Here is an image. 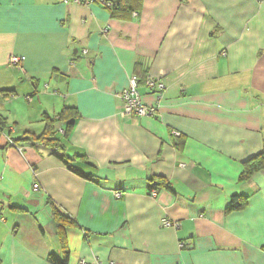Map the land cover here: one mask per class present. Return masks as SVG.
I'll list each match as a JSON object with an SVG mask.
<instances>
[{
	"label": "crops",
	"instance_id": "0c3cea01",
	"mask_svg": "<svg viewBox=\"0 0 264 264\" xmlns=\"http://www.w3.org/2000/svg\"><path fill=\"white\" fill-rule=\"evenodd\" d=\"M125 1L137 17L0 0V264H54L61 229L68 264H264V168L240 178L264 147V0ZM133 75L155 116L121 115ZM65 107L78 113L67 136L57 124L60 151L38 138ZM233 195L246 206L228 213Z\"/></svg>",
	"mask_w": 264,
	"mask_h": 264
},
{
	"label": "trees",
	"instance_id": "16d2710c",
	"mask_svg": "<svg viewBox=\"0 0 264 264\" xmlns=\"http://www.w3.org/2000/svg\"><path fill=\"white\" fill-rule=\"evenodd\" d=\"M108 1L112 2V6L109 7V9H111L113 11H115L117 9L120 10V9H122L123 6L127 5L129 11L132 12V15L135 12H137L139 14V11L134 10L132 5H130V3H128L129 1L128 2L125 0H108ZM77 113L78 112L75 108L65 107L55 117H49L48 115H46L44 117L46 120V128H45L43 134L38 139H40L42 141H46L47 144L56 148L57 150H60V151L63 150L64 146L61 144L60 139L56 136L57 134H61L59 129H58L57 124L59 122H66L67 126L65 129L64 136H67L69 131L71 130L73 124H74V120L77 117ZM5 124H6L5 119L0 116V130H3L6 127ZM15 141L18 144H20L16 139H15ZM58 155L60 156V158H62L67 163V165L69 166L70 169H72L73 171H75V172H77V173H79L85 177L92 179L91 174L85 173L83 170L79 169L78 167L70 165L69 157L67 155H65L64 153H62V154L60 153ZM263 168H264V147L258 155L253 156L244 162V168H243V172L241 173L240 178L242 180H248L249 178L252 177V175L255 172H257ZM154 181H155V179H153V182ZM161 182H163V181H161ZM161 182L155 183L151 188L161 185ZM246 200H247V198L243 195H233L232 199H231V203L226 208V211L229 213L232 211L243 209L246 206ZM54 217H55V220L58 222V228L63 227L64 225L61 221L62 216L56 210L54 211ZM60 233H61V235H60L61 243H62V247L64 250L63 258L58 257L55 253H51L49 256V260L51 262H53L54 264H68L69 249L67 247L65 234L63 233L62 229H61Z\"/></svg>",
	"mask_w": 264,
	"mask_h": 264
},
{
	"label": "built area",
	"instance_id": "2783aa9c",
	"mask_svg": "<svg viewBox=\"0 0 264 264\" xmlns=\"http://www.w3.org/2000/svg\"><path fill=\"white\" fill-rule=\"evenodd\" d=\"M97 1L106 7L112 6L111 1H108V0H97ZM133 16L137 17L138 13L137 12L133 13ZM106 30L107 29H105L104 31H106ZM87 52H88L87 50H83L84 54H86ZM22 59H24V57H20V58L14 57L12 59V63L19 62ZM142 84L147 89H149L150 91H152L156 95L158 101H160L162 99L164 91L166 89V84L163 81H161L160 79L153 77V76H147ZM140 85H141L140 80L137 78V76L133 75L130 78L129 85L121 91L120 98L123 102V110L121 112V115L123 117H130L133 115H137L139 117H144V116L153 117L156 114H158L159 108H158L157 104L153 105V106H148L143 102L142 97H141V92H140ZM15 97H16V95L12 94V95H10V97H8V99H12ZM25 99L31 100L32 96L26 95ZM9 129H10V127H9ZM58 129L60 132L64 133V129L62 127H58ZM172 134L175 137L181 136V132L178 130H172ZM9 145L11 147L17 149L19 152L24 151V147L22 145L18 144L15 141V139H13L11 137H9ZM39 187H40L39 183L34 184L35 189H38ZM116 195H117V197H120L121 192H117ZM149 195L150 196H156L157 191L153 189V190L149 191ZM161 224L163 227L174 228V229H179L181 226L180 221H175V220L168 218V217L162 218ZM180 247L181 248H187L188 247V241L184 240V241L180 242Z\"/></svg>",
	"mask_w": 264,
	"mask_h": 264
},
{
	"label": "rangeland",
	"instance_id": "374dc122",
	"mask_svg": "<svg viewBox=\"0 0 264 264\" xmlns=\"http://www.w3.org/2000/svg\"><path fill=\"white\" fill-rule=\"evenodd\" d=\"M18 99V98H17Z\"/></svg>",
	"mask_w": 264,
	"mask_h": 264
}]
</instances>
